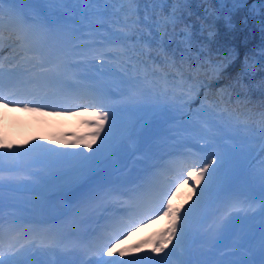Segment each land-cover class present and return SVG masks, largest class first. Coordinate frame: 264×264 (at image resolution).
<instances>
[{"label":"rangeland","instance_id":"1","mask_svg":"<svg viewBox=\"0 0 264 264\" xmlns=\"http://www.w3.org/2000/svg\"><path fill=\"white\" fill-rule=\"evenodd\" d=\"M9 7L14 9L9 15L11 21L15 22L16 18H20L25 22L21 24V28L25 30L23 33L25 40L26 38L35 37L37 43L46 46L44 52L51 55V58L48 59L49 62L54 60L55 63L51 68V72L57 69L61 63L64 64L66 71H63L65 77L60 88L49 87L42 100L35 106L28 104L26 109L20 105L10 107L0 103V126L6 131L11 146L9 147L8 145L9 151L6 152L2 149V144H0V154H2L0 158L6 161H9L11 157L13 159L10 160L13 162L10 164L0 159V171L2 172L0 173V202L5 201L12 208L18 205L20 207L25 206L27 210L31 209L30 204L39 206L42 203L46 207L35 213L50 217H55L53 214L60 213L62 214L60 221H63L65 207L60 202L61 197L58 193L63 190L62 188L65 189L71 186L75 182L80 181L81 178L91 180L98 175L102 177L106 173L110 175L108 176L109 181L113 182L114 185L117 183L128 187L132 181L141 178L140 175L143 169L149 172L153 168L163 167L165 160L174 152L179 156L184 154L191 160L182 162L183 165L179 168L176 179L170 174L162 182H156L165 188L164 190H159V187H153L155 189L151 192L149 198L150 208H144L142 203L137 205L139 217L143 214L146 219L141 220V223L134 231L129 228L118 242L113 239L100 252L88 256H84V252L81 253L77 249L75 251L68 250V240L66 238H64L61 247L58 242V246H54L51 243L48 248H54L55 253H59V248L62 256L66 254L68 258L82 255L78 264H119L121 261L124 264H232V256H226L225 254L230 248H221V246L218 250L213 246L206 247L204 245L189 247L186 249L189 252L186 255V260H184L181 251H183L182 245L186 240L185 234L180 236L181 233L178 235L179 239L174 236L172 241L168 243L167 247L169 250L164 249V251L159 253L152 250L145 252L141 245L136 250L131 247L141 243L144 236L150 235L153 237L152 240L157 239L158 235L169 226V217L163 215V208L159 207L160 199L163 197L164 202L167 203L170 194L173 193V196L176 193L182 181H189L191 185L194 180L188 177L189 171L195 172L198 167H203L205 163H209L211 167H215L213 166L215 164H223V156L227 159L229 153L233 150L225 145L224 138L211 137L205 127L206 125H204L205 123L189 127V125L182 124L179 119L175 118L172 122L166 123L163 130L148 136L144 145L140 147L136 146V141L133 137H129L126 132L124 133L125 127L116 137L106 141L107 143L105 144V141H102L103 138L112 135L110 134V129H114L113 132H115L114 127L119 125V120L123 122L135 121L134 125L137 123L138 120L134 115H130L132 114L131 109L150 111L153 108H159L161 100L150 93L136 88H128L126 91L123 90L118 93V104L111 106L109 109L102 107L101 103L104 98L102 91L99 100L90 98V100L85 101L84 97L78 95V93L83 91L85 95L89 94L87 87L100 91L96 78L100 77L99 75L108 76L111 74V72H104L100 59L105 57L104 54L118 47V44L95 41L87 47L85 59L81 58L83 55L78 57L83 59L80 65L78 67L71 65L72 61L74 62L77 58L78 42H83V31L79 24L68 17L64 10L56 11L55 16L46 15V6L42 1L34 4L33 7H30V5L24 6L20 2L12 6L5 3L3 5L4 11L8 10ZM3 40V43L0 42V58L5 61L16 59V63L17 61L18 63L12 66L13 69H17L19 63L22 65L23 61L31 66H34L32 62L39 61L36 60L38 54L34 55L35 59L32 60L25 58L24 49L27 46L23 42L18 43V47L21 48L19 50L15 48L14 43L16 41L12 40L10 36L3 34ZM46 40L48 44L44 43ZM50 41L53 42L52 45L49 44ZM59 47L60 49L57 50ZM58 53H60L59 57ZM28 56H33V54ZM4 66L7 67L6 65ZM33 70L35 69L30 68L23 75L16 72L11 80V72L3 68L2 72H0L3 86L6 83H8V86L18 85L22 83L23 79L27 81ZM36 71V75L32 77V84L37 82L46 88L55 73L43 72V69H37ZM90 76L92 78H89ZM113 89L115 93L118 92L115 84L108 87L109 91ZM129 91H134L136 94H131ZM125 101H127V109L122 111L119 109V104L125 103ZM29 109H36V111ZM92 112H105L108 114L104 128L95 142L92 143L94 150L97 152L101 150L95 149V146H99V143L105 144L104 150L99 155L97 153H93L95 154L93 155L91 149L88 150L81 143L89 141L91 139L90 134L95 131L94 124L90 123L94 119L91 115ZM143 136L147 135H138L136 137L141 138ZM46 140H50L53 144H50L49 148L52 149L58 146L64 149L59 151V156L67 150L71 151V155L65 161L60 159L61 163L58 161V155H51L48 151L50 154V159L48 160L45 154L47 151L38 149L40 144L45 147ZM77 145L80 149L74 148ZM111 145L115 146L116 149L108 148ZM19 146L26 147L25 153L18 149ZM114 153L115 155H113ZM213 161H215L214 164L210 163ZM56 162L63 164L61 169L64 173L59 179L60 183H57V179L52 176L56 174ZM169 163V168L172 169L173 163ZM13 164H18L17 166H20L21 170L18 171L13 168ZM181 168L183 169L182 175ZM10 171L13 172L7 175ZM213 173V169L209 168L200 183L195 185V189L183 187V191L177 199V207L181 211L178 214L181 217V222L189 223L193 204L194 208L198 207L205 198L212 185ZM259 182V185L255 181L254 184L258 187L264 186L263 180H259ZM110 187L108 185L104 187L95 185L91 193H89L87 203H91L90 215L93 218H95V211L101 207L102 202H107L108 205L109 203L113 204L112 198L114 195L109 190ZM260 204V201H255L249 207L247 204L242 203L239 198L234 199L230 196H226L224 199L212 204V207L216 208L217 212L220 211L218 214L220 224L215 228L217 232L210 241L217 244L223 243V239L229 240L230 238L233 241L244 239L248 241L249 236L253 235L251 231H245L250 227L249 224L252 230H255L259 221L264 224V209L260 208ZM84 205L86 206V202ZM0 206L4 209L1 203ZM185 206L186 209L183 210ZM117 207L121 208L120 206ZM259 210L260 213L251 222L250 216H253L254 212ZM8 213L11 215L17 213L31 214L17 210H11ZM105 215L108 220L111 219L109 213H105ZM185 215L186 220L184 219ZM59 222L54 223L52 227L54 228ZM50 228V226H47L45 231L49 232ZM205 236L212 237L210 234ZM20 243L22 242L20 241ZM113 244L115 249L112 254H109L108 248L112 247ZM244 246H246V243H244ZM116 249H123L126 254L120 256ZM53 255L60 260L58 255ZM248 259L250 257L241 260V264H248L250 262Z\"/></svg>","mask_w":264,"mask_h":264},{"label":"trees","instance_id":"2","mask_svg":"<svg viewBox=\"0 0 264 264\" xmlns=\"http://www.w3.org/2000/svg\"><path fill=\"white\" fill-rule=\"evenodd\" d=\"M45 1L48 9L63 1L69 15L90 24V43L128 31L122 8H134L138 23L121 40L123 52L113 50L119 57L103 62L119 75L139 77L149 91L164 93L167 74L172 92L152 124L178 116L208 122L215 135L228 133L227 144L239 152L219 167L214 192L239 190L242 202L264 199V188L254 184L264 177V0ZM180 74L185 89L193 85L188 95L173 88Z\"/></svg>","mask_w":264,"mask_h":264},{"label":"snow or ice","instance_id":"3","mask_svg":"<svg viewBox=\"0 0 264 264\" xmlns=\"http://www.w3.org/2000/svg\"><path fill=\"white\" fill-rule=\"evenodd\" d=\"M18 2H19V0H0V42H2V40H3L2 27H3V23H4V15H5L3 5L5 3H7L10 6H12ZM86 2H90V0H86ZM97 2H98V0H97ZM119 2L121 3L122 6L125 2L128 3L129 5H131V4L135 3V0H119ZM122 10L124 11L123 28L127 29L128 31L122 30L120 33H117L116 36H117V39L126 40V39L131 38L128 35V32L134 31V26L138 23V20L132 19V14L136 11L134 8L128 7L126 10L123 8H122ZM13 11H14V9L12 7H9V9H8L9 15H11V13ZM10 22H11V20H10ZM97 26H101V25H97ZM24 31L25 30L23 28L19 29V32L21 33V35L18 36V39H20L21 41H23L25 39V36L23 35ZM24 50L26 53L25 58L27 60L35 59L34 56H28L27 55L29 52L32 51L31 47H25ZM114 54H116V53H114ZM120 54H122V53H120ZM133 67H135V66L133 65ZM2 69H3V64H2V62H0V72H2ZM180 75H181V82L174 84L173 88L174 89H176V88L180 89L181 95H188L193 90V85H188L187 89H185L182 74H180ZM168 91H169V88H168L167 74H165L164 94L167 95ZM173 95H175V91H173ZM17 96H18V93L16 91H13V90H9L7 92L5 91V89L3 87V83H2V78H0V103L6 104L7 106H10V107H17V106L23 104L24 108L27 109L29 103L35 102V101L25 102L24 100L15 98ZM91 99H95V97H91ZM29 110L36 111V109H29ZM91 115L94 117V119L92 121H90V123L94 124L95 131H93L90 134L91 139L84 143V147L87 149H91L92 143H94L96 138L100 135L101 130L104 128L105 121L108 119V114L105 112H98V113L92 112ZM2 142H3V139L0 138V143H2ZM9 147H11V146L9 145ZM0 155H2V154H0ZM214 162L215 161L210 162V163L214 164ZM208 170H209V163H205L202 168H198L195 172H193V171L188 172V177H190L194 180L193 187H195L196 184L200 183L201 179L204 178L205 172H207ZM182 174H183V169L181 168V175ZM209 175H211V173H209ZM185 182H187V181L185 180ZM159 207L163 208V215H165L166 217H169V219H170L169 226L158 235L157 239L152 240L151 238H149L148 240L141 241L142 244H151L152 245L151 250L153 252H156V253L164 251V249L167 247L168 243L172 241L173 237L177 236V221L179 219H181V217L178 215L180 213V208L179 207H175V208L172 207L171 199H169L167 201V203H165L163 200V197H161L160 202H159ZM142 219H146V216H142L141 219H136V214L133 213L127 219L122 220L120 222L118 229L115 230V235L110 236V239H115L118 242V240L123 237L124 232H126L129 228H131L134 231L135 228L141 223ZM184 219L186 220V215H185ZM182 230L183 229H181V231ZM177 239H179V236H177ZM131 247L133 248V250H136V249L140 248V244H135V245H132ZM114 249H115V245L113 244L112 247L108 248V253L112 254ZM116 252L120 256H124L126 254L125 250H123V249H116ZM23 254H24L23 249H17L13 253V255H15V256H20ZM0 264H5L4 251H3V245L2 244H0ZM16 264H21V262L17 261ZM119 264H124V262L121 261V262H119Z\"/></svg>","mask_w":264,"mask_h":264},{"label":"water","instance_id":"4","mask_svg":"<svg viewBox=\"0 0 264 264\" xmlns=\"http://www.w3.org/2000/svg\"><path fill=\"white\" fill-rule=\"evenodd\" d=\"M81 185H82V183H78V187L81 186ZM68 192H69V191H67L66 194H67Z\"/></svg>","mask_w":264,"mask_h":264}]
</instances>
